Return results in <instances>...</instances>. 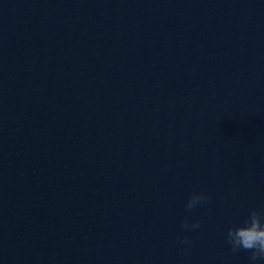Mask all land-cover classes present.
<instances>
[{
	"label": "water",
	"instance_id": "95a60500",
	"mask_svg": "<svg viewBox=\"0 0 264 264\" xmlns=\"http://www.w3.org/2000/svg\"><path fill=\"white\" fill-rule=\"evenodd\" d=\"M253 209L264 0H0V264H250Z\"/></svg>",
	"mask_w": 264,
	"mask_h": 264
},
{
	"label": "clouds",
	"instance_id": "9594fccd",
	"mask_svg": "<svg viewBox=\"0 0 264 264\" xmlns=\"http://www.w3.org/2000/svg\"><path fill=\"white\" fill-rule=\"evenodd\" d=\"M211 200L210 196L204 193L194 192L189 197L185 211L190 213L198 205L205 204ZM201 221L190 222L186 216L181 228L183 230H196L201 227ZM181 245H191V240L184 237L178 241ZM227 243L233 253L245 250L251 253L250 264H257V261L264 260V211L251 210L242 224L228 229ZM185 255L189 254L186 248L181 249Z\"/></svg>",
	"mask_w": 264,
	"mask_h": 264
}]
</instances>
